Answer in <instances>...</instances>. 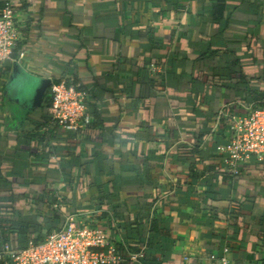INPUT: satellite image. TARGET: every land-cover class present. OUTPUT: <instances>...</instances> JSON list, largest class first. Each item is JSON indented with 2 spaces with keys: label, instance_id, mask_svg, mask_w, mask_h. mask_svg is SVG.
Segmentation results:
<instances>
[{
  "label": "crops",
  "instance_id": "crops-1",
  "mask_svg": "<svg viewBox=\"0 0 264 264\" xmlns=\"http://www.w3.org/2000/svg\"><path fill=\"white\" fill-rule=\"evenodd\" d=\"M216 5L0 0L21 22V72L81 85L100 114L68 132L46 101L15 100V63L0 65V227L53 232L75 217L123 264H210L224 247L233 264H264V168L252 159L233 178L219 153L222 111L264 110V0H226L222 16Z\"/></svg>",
  "mask_w": 264,
  "mask_h": 264
},
{
  "label": "built area",
  "instance_id": "built-area-1",
  "mask_svg": "<svg viewBox=\"0 0 264 264\" xmlns=\"http://www.w3.org/2000/svg\"><path fill=\"white\" fill-rule=\"evenodd\" d=\"M17 12L7 7L0 12V65L17 63L24 58L20 52L21 28ZM53 121L66 131L79 135L91 123L88 94L79 84L62 81L50 89ZM229 123L228 143L219 148L225 172L236 178L241 168L252 159L264 167V110L246 115L225 114L219 120ZM231 250L224 247L223 255L212 254L210 264H233ZM132 260L144 253L130 254ZM125 256L99 228L80 223L69 217L63 227L54 230L43 244L23 250L4 245L0 262L5 264H123Z\"/></svg>",
  "mask_w": 264,
  "mask_h": 264
},
{
  "label": "trees",
  "instance_id": "trees-1",
  "mask_svg": "<svg viewBox=\"0 0 264 264\" xmlns=\"http://www.w3.org/2000/svg\"><path fill=\"white\" fill-rule=\"evenodd\" d=\"M216 3L217 5L215 7V14L217 16H222L226 9V0H216ZM61 82L62 81H57L54 84H60ZM48 95L46 97V103L51 107L52 99L50 97V91ZM89 115H91V123L88 127L91 126L94 119L97 121L100 120V114L97 110H95L94 112L89 111ZM86 138L87 137H85V139ZM218 200L221 201L222 198H219ZM232 203L237 205L239 209L237 216L246 215L247 212L244 203L238 200L234 202L232 201ZM251 213H253L254 216L257 215L254 214L255 212H253V210H251ZM261 215H263L261 216V219H264V214L261 213ZM261 224L262 225L260 226V228L264 230V221H261ZM45 230L46 227L42 225L6 220L0 227V250L4 245H9L13 250H23L29 248L30 246H38L40 244H43L46 241L47 236L51 233V231L46 232ZM119 251L122 253L121 248H119ZM144 261H146V258L144 259ZM0 264H5V262H0Z\"/></svg>",
  "mask_w": 264,
  "mask_h": 264
},
{
  "label": "water",
  "instance_id": "water-1",
  "mask_svg": "<svg viewBox=\"0 0 264 264\" xmlns=\"http://www.w3.org/2000/svg\"><path fill=\"white\" fill-rule=\"evenodd\" d=\"M14 69L11 77V82L9 84V87L11 88L13 84L16 82L17 78V73L23 71V66L20 63H15L14 64ZM34 78V77H33ZM32 80L34 81V78ZM53 81L52 79H36V85L34 87V91L32 95L29 97V107L31 109H38L41 108L45 101L46 97L52 88ZM20 98V97H19ZM21 99V98H20Z\"/></svg>",
  "mask_w": 264,
  "mask_h": 264
},
{
  "label": "rangeland",
  "instance_id": "rangeland-1",
  "mask_svg": "<svg viewBox=\"0 0 264 264\" xmlns=\"http://www.w3.org/2000/svg\"><path fill=\"white\" fill-rule=\"evenodd\" d=\"M25 75L26 76H21L19 78H16L17 80L12 86V95L13 96H19V97H22V98H29L32 95L31 92H33L32 91L33 82L30 81L32 76H30L29 74H25ZM36 79H38V78H36ZM36 79H34V83H36ZM14 105L17 108L19 106V105H16V104H14Z\"/></svg>",
  "mask_w": 264,
  "mask_h": 264
},
{
  "label": "flooded vegetation",
  "instance_id": "flooded-vegetation-1",
  "mask_svg": "<svg viewBox=\"0 0 264 264\" xmlns=\"http://www.w3.org/2000/svg\"><path fill=\"white\" fill-rule=\"evenodd\" d=\"M21 76H26V75H24L23 72H18L17 78H19ZM9 92L12 95V91H9ZM15 100L19 101L22 106H25L29 109V98H22V99L16 98Z\"/></svg>",
  "mask_w": 264,
  "mask_h": 264
}]
</instances>
